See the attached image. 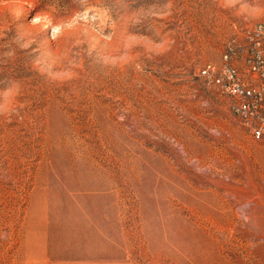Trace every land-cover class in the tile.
I'll return each instance as SVG.
<instances>
[{
  "label": "rangeland",
  "instance_id": "rangeland-1",
  "mask_svg": "<svg viewBox=\"0 0 264 264\" xmlns=\"http://www.w3.org/2000/svg\"><path fill=\"white\" fill-rule=\"evenodd\" d=\"M264 0H0V264H264V141L205 84Z\"/></svg>",
  "mask_w": 264,
  "mask_h": 264
},
{
  "label": "built area",
  "instance_id": "built-area-1",
  "mask_svg": "<svg viewBox=\"0 0 264 264\" xmlns=\"http://www.w3.org/2000/svg\"><path fill=\"white\" fill-rule=\"evenodd\" d=\"M200 75L227 98L247 133L264 141V18L234 34L224 44L219 64L207 63Z\"/></svg>",
  "mask_w": 264,
  "mask_h": 264
},
{
  "label": "crops",
  "instance_id": "crops-1",
  "mask_svg": "<svg viewBox=\"0 0 264 264\" xmlns=\"http://www.w3.org/2000/svg\"><path fill=\"white\" fill-rule=\"evenodd\" d=\"M41 252L39 253V258L35 260L38 264H77L80 263L79 258L73 257H52L49 251L48 245L41 246Z\"/></svg>",
  "mask_w": 264,
  "mask_h": 264
}]
</instances>
